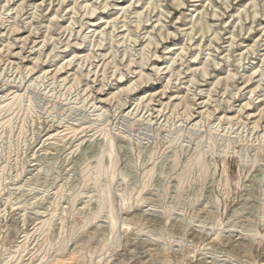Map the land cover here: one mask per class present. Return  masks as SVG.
I'll list each match as a JSON object with an SVG mask.
<instances>
[{
  "label": "rangeland",
  "instance_id": "rangeland-1",
  "mask_svg": "<svg viewBox=\"0 0 264 264\" xmlns=\"http://www.w3.org/2000/svg\"><path fill=\"white\" fill-rule=\"evenodd\" d=\"M0 264H264V0H0Z\"/></svg>",
  "mask_w": 264,
  "mask_h": 264
},
{
  "label": "bare ground",
  "instance_id": "bare-ground-1",
  "mask_svg": "<svg viewBox=\"0 0 264 264\" xmlns=\"http://www.w3.org/2000/svg\"><path fill=\"white\" fill-rule=\"evenodd\" d=\"M8 2H10V0H8ZM44 2V1H43ZM24 5V4H23ZM95 8H97V7H95ZM74 9V8H73ZM4 10V9H3ZM22 10V9H21ZM95 11V9H93V12ZM92 14V13H91ZM142 15V14H141ZM58 16V15H57ZM256 17V16H255ZM81 22V21H80ZM113 26H115V25H113ZM202 27V26H201ZM71 29V28H70ZM17 30H19L17 27H14L13 29H12V31L13 32H16ZM117 30V29H116ZM203 32V31H202ZM32 33V32H31ZM34 33V32H33ZM36 33V32H35ZM102 34V33H101ZM130 36V35H129ZM112 37V36H111ZM125 37V36H124ZM46 42V41H45ZM124 42V41H123ZM157 43V42H156ZM103 44V43H102ZM152 46V45H151ZM184 49V48H183ZM145 50V49H144ZM144 52V51H143ZM149 52V51H148ZM147 52V53H148ZM185 53V52H184ZM24 59V58H23ZM145 61V60H144ZM130 63V62H129ZM69 65H71V64H69ZM63 69V68H62ZM57 70V69H56ZM63 71V70H62ZM57 73H59V70L57 71ZM142 73V72H141ZM31 74V73H30ZM120 81H122V80H120ZM195 82V81H194ZM152 100V99H151ZM150 101V100H149ZM120 102V101H119ZM186 108V107H185ZM160 116V115H159ZM189 117L190 118H192L193 117V114H191V115H189Z\"/></svg>",
  "mask_w": 264,
  "mask_h": 264
}]
</instances>
